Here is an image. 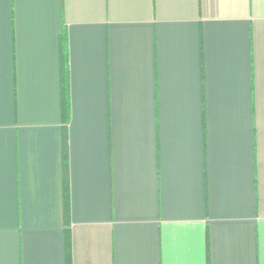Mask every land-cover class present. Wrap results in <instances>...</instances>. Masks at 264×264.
I'll list each match as a JSON object with an SVG mask.
<instances>
[{
	"label": "crops",
	"instance_id": "crops-1",
	"mask_svg": "<svg viewBox=\"0 0 264 264\" xmlns=\"http://www.w3.org/2000/svg\"><path fill=\"white\" fill-rule=\"evenodd\" d=\"M0 264H264V0H0Z\"/></svg>",
	"mask_w": 264,
	"mask_h": 264
}]
</instances>
